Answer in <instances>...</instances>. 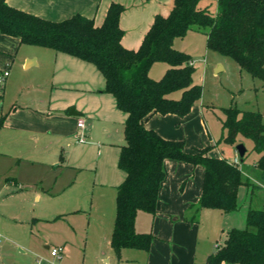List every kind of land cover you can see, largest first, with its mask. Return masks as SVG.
<instances>
[{
    "label": "trees",
    "instance_id": "16d2710c",
    "mask_svg": "<svg viewBox=\"0 0 264 264\" xmlns=\"http://www.w3.org/2000/svg\"><path fill=\"white\" fill-rule=\"evenodd\" d=\"M202 0H173L167 16L157 15L138 49L122 44L120 25L125 6L112 2L104 21L77 13L61 21L11 6L0 0V33L17 37L22 44L46 47L94 64L105 78V92L114 95L119 109L127 113L125 144L118 165L125 172L117 187L116 219L111 245L120 255L124 248L150 251L152 233L138 232L139 211L157 212L161 186L166 177L165 160L183 161L204 167L203 190L198 209L232 212L239 208L242 187L259 185L245 174L248 150L240 163L211 154L213 145L186 148L184 140L163 137L146 123L155 114L188 115L202 98V86L194 81L192 57L174 47L193 29L207 35L208 48L234 59L242 70L264 82V0H217V9L200 7ZM157 62L168 64L160 79L150 75ZM181 90L180 98L171 93ZM4 87L0 94V130L7 113L2 111ZM222 141L237 145L253 141L259 154L254 165L264 177V121L259 111L224 109ZM246 228L227 231L206 264H264V207L249 208Z\"/></svg>",
    "mask_w": 264,
    "mask_h": 264
},
{
    "label": "crops",
    "instance_id": "0c3cea01",
    "mask_svg": "<svg viewBox=\"0 0 264 264\" xmlns=\"http://www.w3.org/2000/svg\"><path fill=\"white\" fill-rule=\"evenodd\" d=\"M213 1L217 5V0H202L200 7L209 8V3ZM7 2L13 7L53 21H61L80 13L93 18L97 25L103 23L112 2L121 3L125 6L120 18L124 31L122 44L128 49H138L155 17L167 16L173 6V0ZM22 46L19 38L0 33V75L9 72L4 81L0 80V94L4 87L5 97L8 90L19 84L23 77V67L27 64V67L39 66L33 71V82L41 83V88L47 91L50 89L52 95L50 99L28 97L23 104L15 100L8 108L2 107L7 118L0 130V227L6 230H16L18 224L31 221L33 198H41L37 189L48 188V176L54 175L53 186H57L59 191L65 186H76L79 174H75L78 167L76 160L72 159L71 151L80 146V135L83 133L88 137L94 128L95 118L92 116L90 102L97 104L95 109L99 110L97 116L101 119L110 112L114 119L122 122L123 128L127 119V113L118 108L114 95L104 91L105 78L94 64L46 47L42 48L48 51L40 54L34 52L33 56L25 54L21 59L18 56ZM157 63L150 70V75L156 79L160 77L156 76L158 69H154ZM153 69L155 74L151 73ZM167 69L168 66L163 68L162 75ZM86 93L90 94L88 99ZM202 117L203 108L197 104L184 117L177 114H155L146 125L167 139L184 140L186 148L191 150L211 143ZM80 119H85L84 129L78 126ZM125 142L124 135L123 143L119 145L120 151ZM211 154L224 156L213 154L212 151ZM234 159L240 158L235 156L230 160ZM164 165L166 177L159 193L156 214L139 211L136 218L137 231L152 233L155 237L149 251L148 264H206L208 256L216 248V243H213L216 233L228 215L218 209H198L203 190V166L172 159L165 160ZM254 167L252 173L245 174L257 184L264 185V177ZM122 182L115 185L116 190ZM62 213L54 212L47 219L64 217L59 215ZM205 219L210 222L208 229L202 225ZM225 222L232 225L228 219ZM111 236L109 243L113 249ZM46 248L52 249L50 246ZM126 249L121 253L126 252ZM65 252L64 247L61 257L63 264L68 259Z\"/></svg>",
    "mask_w": 264,
    "mask_h": 264
},
{
    "label": "rangeland",
    "instance_id": "374dc122",
    "mask_svg": "<svg viewBox=\"0 0 264 264\" xmlns=\"http://www.w3.org/2000/svg\"><path fill=\"white\" fill-rule=\"evenodd\" d=\"M209 9L216 11V2L209 3ZM174 47L192 57L194 81L202 86V98L197 104L203 108L206 135L211 141L207 146L213 145V154H223L229 159L235 156L240 158L236 148L238 144L232 145L221 140L226 132L223 129L224 109L237 107L245 111H259L264 121V82L242 70L231 57L208 48L207 35L203 30L193 29L185 37L177 38ZM42 51L48 50L23 44L18 57L23 59L25 54L33 56L34 52L40 54ZM26 65L21 73L23 79L14 89L8 90L1 102L2 107L8 108L15 100L23 104L28 97L51 98L49 88L47 91L41 88V83L33 82V71L39 66ZM167 66L166 63L154 66V69H158V79L163 76V68ZM220 66L221 71L217 72ZM181 94L182 91L178 90L171 96L180 98ZM89 95L86 93L87 99ZM89 104L95 118L94 128L80 146L71 151L78 167L75 171V174H79L76 186H65L59 191L57 186H53L54 175L48 176V188L37 189L41 198H33L31 221L18 224L16 230L0 227V264H63L61 257L52 256L46 246L65 247V256L68 258L65 264H148L149 251L128 248L118 255L110 246L116 219L115 185L124 178V172L118 166L124 128L122 122L114 119L110 112H107L106 117L99 118V110L95 109L97 104L93 101ZM240 138L248 150L246 164L241 167L245 173H252L259 154L253 150L251 139ZM258 185L254 190L246 187L241 189L239 208L229 214L224 213L228 216L223 219L213 243H224L227 231L232 228H246L249 208L264 207V185ZM54 212H63L59 215L64 217L47 219ZM226 219L232 225L226 224ZM208 221L205 219L202 222L206 229L210 227Z\"/></svg>",
    "mask_w": 264,
    "mask_h": 264
},
{
    "label": "built area",
    "instance_id": "2783aa9c",
    "mask_svg": "<svg viewBox=\"0 0 264 264\" xmlns=\"http://www.w3.org/2000/svg\"><path fill=\"white\" fill-rule=\"evenodd\" d=\"M9 74L8 71H5L2 75H0V80L1 81H4L5 77H7ZM78 126L81 128V129H84L86 127V123H85V119H80L79 122H78ZM85 134H81L80 137H79V141H84L85 140ZM231 162L233 163H236V164H239L240 163V159H234V160H230ZM63 251H64V247L63 246H60V247H54L51 249V255L54 256V257H62V254H63ZM37 264H40V263H37Z\"/></svg>",
    "mask_w": 264,
    "mask_h": 264
},
{
    "label": "water",
    "instance_id": "95a60500",
    "mask_svg": "<svg viewBox=\"0 0 264 264\" xmlns=\"http://www.w3.org/2000/svg\"><path fill=\"white\" fill-rule=\"evenodd\" d=\"M236 148L238 150L240 157L241 158L244 157L247 152V148L245 147V145L241 143V144H238Z\"/></svg>",
    "mask_w": 264,
    "mask_h": 264
}]
</instances>
